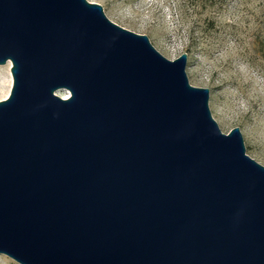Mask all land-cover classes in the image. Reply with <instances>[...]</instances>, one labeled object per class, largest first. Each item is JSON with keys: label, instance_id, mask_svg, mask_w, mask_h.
I'll list each match as a JSON object with an SVG mask.
<instances>
[{"label": "water", "instance_id": "obj_1", "mask_svg": "<svg viewBox=\"0 0 264 264\" xmlns=\"http://www.w3.org/2000/svg\"><path fill=\"white\" fill-rule=\"evenodd\" d=\"M187 61L87 0H0V255L264 264V167Z\"/></svg>", "mask_w": 264, "mask_h": 264}, {"label": "rangeland", "instance_id": "obj_2", "mask_svg": "<svg viewBox=\"0 0 264 264\" xmlns=\"http://www.w3.org/2000/svg\"><path fill=\"white\" fill-rule=\"evenodd\" d=\"M87 1L101 5L111 22L147 36L168 60L186 54L188 83L208 89L221 133L238 128L245 154L264 167V0ZM12 85L10 65L0 66V101ZM0 264L17 263L0 255Z\"/></svg>", "mask_w": 264, "mask_h": 264}, {"label": "bare ground", "instance_id": "obj_3", "mask_svg": "<svg viewBox=\"0 0 264 264\" xmlns=\"http://www.w3.org/2000/svg\"><path fill=\"white\" fill-rule=\"evenodd\" d=\"M9 65H10V64H9ZM67 95H68V92H67V94H66V97H64V98H68Z\"/></svg>", "mask_w": 264, "mask_h": 264}]
</instances>
